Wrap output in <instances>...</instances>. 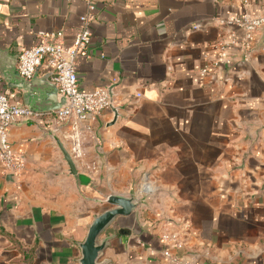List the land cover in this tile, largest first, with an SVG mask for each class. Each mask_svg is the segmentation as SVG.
I'll use <instances>...</instances> for the list:
<instances>
[{"label": "crops", "instance_id": "crops-1", "mask_svg": "<svg viewBox=\"0 0 264 264\" xmlns=\"http://www.w3.org/2000/svg\"><path fill=\"white\" fill-rule=\"evenodd\" d=\"M94 1L79 87L110 88L118 119L109 108L83 123L91 129L82 128L76 174L61 149L72 146L71 124L43 113L8 128L26 168L16 179L0 162V264H78L79 242L114 207L112 193L135 196L138 207L104 234L116 235L108 264H264V47L248 59L231 49V64H210L218 40L243 35L220 22L243 5ZM86 9L84 0H0V46L18 54L42 41L70 46ZM246 10L264 14V0ZM166 231L186 241L172 256Z\"/></svg>", "mask_w": 264, "mask_h": 264}, {"label": "built area", "instance_id": "built-area-1", "mask_svg": "<svg viewBox=\"0 0 264 264\" xmlns=\"http://www.w3.org/2000/svg\"><path fill=\"white\" fill-rule=\"evenodd\" d=\"M86 13L79 18L80 29L72 45L63 42L42 41L30 48L23 50L18 59L17 69L21 76L31 78L37 66L46 65L47 72H52L51 80L56 83L60 95L69 98V104L61 109L48 112L58 124H71L73 129L72 151L73 159L81 158L83 153L80 139L83 135L82 128L85 121L95 123L102 114L110 108L111 89L103 86L89 91L81 90L78 82V59L85 56L89 49L92 37V15L98 5L94 0H84ZM243 5V12L228 19H221L223 24H236L243 29V35L232 33L228 38H222L215 43L216 57L211 60V66L220 67L231 64L237 57L248 59L255 49L259 30L264 26V14H251L246 10L250 0H238ZM197 27V26H195ZM44 36H62L44 34ZM237 49V55L231 52ZM206 65L201 73L206 75L211 67ZM3 78L0 74V162L3 172L13 177L20 178L25 173L26 161L15 150L10 142L8 128L18 120L28 121L43 114L26 107L22 100L13 98L2 86ZM161 240L167 247L166 253L172 256L171 249L184 247L186 241L181 239L180 233L166 231Z\"/></svg>", "mask_w": 264, "mask_h": 264}, {"label": "water", "instance_id": "water-1", "mask_svg": "<svg viewBox=\"0 0 264 264\" xmlns=\"http://www.w3.org/2000/svg\"><path fill=\"white\" fill-rule=\"evenodd\" d=\"M261 30L263 34L256 43L255 50L264 47V28ZM19 55L0 46V74L7 87L20 91L24 105L38 113L53 112L67 106L69 98L59 94L58 86L51 80L52 72L40 74L43 64L37 66L31 78H25L20 75L17 69ZM111 96H113L112 91ZM110 108L113 112L111 121L113 123L119 116V107L114 105L113 97H111ZM61 149L69 165L70 172L76 174L77 166L72 155L63 144H61ZM106 201L114 207L108 208L94 216L93 221L88 226L86 237L79 242L81 257L78 260V264H108L109 259H102V257L110 241L116 235L104 234L117 218L130 215L138 207V199L130 195L112 193L107 197Z\"/></svg>", "mask_w": 264, "mask_h": 264}, {"label": "trees", "instance_id": "trees-1", "mask_svg": "<svg viewBox=\"0 0 264 264\" xmlns=\"http://www.w3.org/2000/svg\"><path fill=\"white\" fill-rule=\"evenodd\" d=\"M7 92L10 93L9 91H7ZM10 95L13 96V98H15V99H20V97H21V96H19V98H18L16 95H12L11 93H10Z\"/></svg>", "mask_w": 264, "mask_h": 264}, {"label": "rangeland", "instance_id": "rangeland-1", "mask_svg": "<svg viewBox=\"0 0 264 264\" xmlns=\"http://www.w3.org/2000/svg\"><path fill=\"white\" fill-rule=\"evenodd\" d=\"M68 151L71 153V151H72V146L70 147V149H69Z\"/></svg>", "mask_w": 264, "mask_h": 264}]
</instances>
